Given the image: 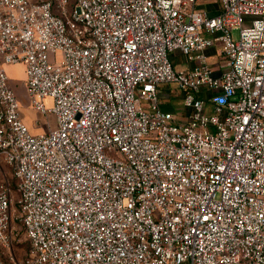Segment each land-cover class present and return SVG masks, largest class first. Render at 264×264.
Here are the masks:
<instances>
[{"label":"built area","instance_id":"obj_1","mask_svg":"<svg viewBox=\"0 0 264 264\" xmlns=\"http://www.w3.org/2000/svg\"><path fill=\"white\" fill-rule=\"evenodd\" d=\"M201 1L0 0V264H264V0Z\"/></svg>","mask_w":264,"mask_h":264},{"label":"rangeland","instance_id":"obj_2","mask_svg":"<svg viewBox=\"0 0 264 264\" xmlns=\"http://www.w3.org/2000/svg\"><path fill=\"white\" fill-rule=\"evenodd\" d=\"M214 1L216 0H205V4L203 5V7L210 8V3ZM3 67L7 72L10 79V83L17 94L18 100L20 102V111L22 117L27 123V125L31 127L30 130H32L33 122H35V120L39 121L38 126H42L43 129L48 128V121L51 122L52 126H55L56 121L54 116L50 115L49 117H45L44 115L40 114L38 111L31 107L26 87L27 73L25 64L22 62L7 65L5 64ZM160 91L165 108L172 110L176 115L186 112V108L183 105L182 101V91L177 88L173 83L161 84ZM45 103L50 104L51 100L47 98L45 100ZM2 167L7 173L9 180L12 183V187L14 188L17 179L12 173L10 166L4 163L2 164ZM3 176V171L0 169V180L4 178ZM17 198L18 192L13 189L12 200L15 201ZM13 213L14 215H17V206L13 208ZM13 229L15 230L16 234L14 239V255L16 256L17 262L23 264L26 263L30 254L29 241L27 240L23 230H21L20 222L17 219H14L13 221ZM1 260L2 264H14L10 260L8 255H3Z\"/></svg>","mask_w":264,"mask_h":264},{"label":"crops","instance_id":"obj_3","mask_svg":"<svg viewBox=\"0 0 264 264\" xmlns=\"http://www.w3.org/2000/svg\"><path fill=\"white\" fill-rule=\"evenodd\" d=\"M204 1L205 0L201 1L200 8L208 9L211 13L217 12V9L219 7L218 0L210 3V6H211L210 8L203 7V5L205 4ZM207 52L209 55V60L212 64L219 66V64L224 61L223 57L221 55H219V53H218V48H216V47L210 48V49H208ZM171 57L174 60L177 68H185L187 66V64L185 63L184 57L181 54H179V52H173L171 54ZM163 107L165 108L164 103H163ZM187 113H188V111L186 110V112L181 113V114L187 115ZM38 125H39V121L35 120V122H33V127L31 130L33 133H39V132H42V131H45L48 129V128L43 129L42 126H38ZM29 128H31V127L29 126Z\"/></svg>","mask_w":264,"mask_h":264},{"label":"trees","instance_id":"obj_4","mask_svg":"<svg viewBox=\"0 0 264 264\" xmlns=\"http://www.w3.org/2000/svg\"><path fill=\"white\" fill-rule=\"evenodd\" d=\"M21 230H23V228H21ZM23 232H24V230H23ZM28 240V239H27Z\"/></svg>","mask_w":264,"mask_h":264}]
</instances>
